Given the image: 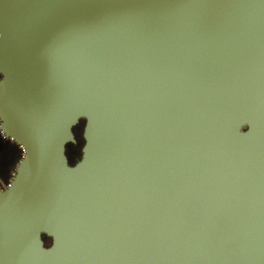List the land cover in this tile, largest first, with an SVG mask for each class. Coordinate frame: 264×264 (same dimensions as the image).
<instances>
[{
	"label": "water",
	"instance_id": "obj_1",
	"mask_svg": "<svg viewBox=\"0 0 264 264\" xmlns=\"http://www.w3.org/2000/svg\"><path fill=\"white\" fill-rule=\"evenodd\" d=\"M0 126V264H264V0H0Z\"/></svg>",
	"mask_w": 264,
	"mask_h": 264
},
{
	"label": "flooded vegetation",
	"instance_id": "obj_2",
	"mask_svg": "<svg viewBox=\"0 0 264 264\" xmlns=\"http://www.w3.org/2000/svg\"><path fill=\"white\" fill-rule=\"evenodd\" d=\"M16 145L7 140L1 132L0 126V189H5L14 178L15 169H11L16 162ZM19 163V162H18ZM17 163V164H18Z\"/></svg>",
	"mask_w": 264,
	"mask_h": 264
},
{
	"label": "rangeland",
	"instance_id": "obj_3",
	"mask_svg": "<svg viewBox=\"0 0 264 264\" xmlns=\"http://www.w3.org/2000/svg\"><path fill=\"white\" fill-rule=\"evenodd\" d=\"M77 134L79 136L78 141L76 140L77 144L67 146V155H68L69 160L73 164H75L81 158L82 153H83V148L85 145V142H84L83 137H82V128L81 127L78 128ZM18 161H19V156L16 158L15 165L11 169H15Z\"/></svg>",
	"mask_w": 264,
	"mask_h": 264
},
{
	"label": "trees",
	"instance_id": "obj_4",
	"mask_svg": "<svg viewBox=\"0 0 264 264\" xmlns=\"http://www.w3.org/2000/svg\"><path fill=\"white\" fill-rule=\"evenodd\" d=\"M79 127H81L82 128V137H83V140H84V128H85V121L84 120H82L74 129H73V132H74V135H75V139L78 141V134H77V130H78V128ZM246 130V129H245ZM77 141H76V143L75 144H77ZM84 142H85V140H84ZM15 144V143H14ZM16 145V144H15ZM70 145H73V144H70ZM85 146V145H84ZM16 147H17V150H16V154L19 156V161L22 159V156H23V153H22V151H21V149L19 148V146H17L16 145ZM82 155H83V153H82ZM68 156V155H67ZM69 159V158H68ZM81 159H82V156H81V158L75 163V164H73V163H71V161L69 160V163H70V165L71 166H75L79 161H81ZM18 161V162H19ZM43 239H44V242H45V246L46 247H50L51 245H52V239L51 238H49V237H47L46 235H44L43 236Z\"/></svg>",
	"mask_w": 264,
	"mask_h": 264
}]
</instances>
